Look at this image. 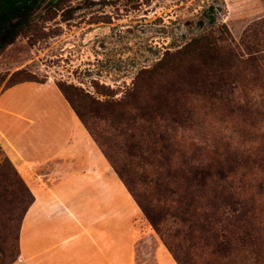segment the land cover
<instances>
[{"label": "rangeland", "instance_id": "374dc122", "mask_svg": "<svg viewBox=\"0 0 264 264\" xmlns=\"http://www.w3.org/2000/svg\"><path fill=\"white\" fill-rule=\"evenodd\" d=\"M207 11L215 20L212 28L205 23L203 15ZM263 18L264 0H60L55 5L42 4L31 15L28 27L0 50V92L9 84L12 73L21 71L37 82L52 81L79 88L98 101L117 100L130 89L137 72L150 67L165 50L172 51L208 29L217 35L223 26L234 43L239 44L244 30ZM260 31L263 42L264 25ZM154 95L153 89L146 87L140 94V105L151 104ZM192 105L198 118L194 129L171 122L164 112L156 113L161 117L157 116L150 125L155 145L164 153H172L169 165L212 164L216 157L208 147L217 141L218 147L228 146L237 151L261 143L264 124L258 117L241 112L227 116L228 111L216 109L211 119L203 114L208 110L203 107V101L193 99ZM231 107L229 104L226 109ZM98 119L92 114L87 116V123L107 151L118 161L130 163V182L141 176V172L147 178L155 176L161 190L172 192L164 193L163 198L159 196L166 209H180L187 203L196 207V215L187 221L166 215L160 224V234L182 263L250 264L245 257L262 251L264 189L254 188L256 180H251L242 169H237L231 177L248 204H253L255 217L251 223L244 221L229 226L230 222L224 220L229 210L217 205L212 197L213 189H197L195 194L191 190L175 192V188L184 187L182 179L178 178L176 183L180 186L175 187L155 154L148 159L150 164L130 157L116 122ZM0 172L9 176L7 181L1 179V195L8 198L10 194L15 197L25 194L22 185L11 175L1 151ZM176 200L180 203H175ZM5 201H0V264H9L16 258L18 209H23L22 204L8 205ZM133 223L140 237L148 232L140 215L135 216ZM151 235L157 242L158 235ZM236 236L239 239L235 250L227 259L214 251L216 241L233 240ZM147 264L157 262L153 259Z\"/></svg>", "mask_w": 264, "mask_h": 264}, {"label": "trees", "instance_id": "16d2710c", "mask_svg": "<svg viewBox=\"0 0 264 264\" xmlns=\"http://www.w3.org/2000/svg\"><path fill=\"white\" fill-rule=\"evenodd\" d=\"M58 1L60 0H0V50L28 27L31 15L42 4L55 5ZM203 16L206 25L212 28L215 20L210 11L205 12ZM201 23L199 21L198 25L201 26ZM263 25L264 18L250 24L242 33L239 44L234 43L223 26L217 35L208 29L172 51L165 50L150 67L137 72L130 89L117 100L98 101L79 88L64 83L55 84L136 203L144 221L158 235L176 264L184 263L177 258L172 246L160 234V224L166 215L187 221L196 215V207L190 205L192 203H187L180 209H166L159 196L163 198L164 193L172 192L161 190L162 187L155 176L147 178L144 172H141V176L139 174L130 182L132 179L130 163L118 161L114 154L99 143L87 123V116L93 114L99 121L114 120L125 140L124 147L128 155L137 159L139 163L150 164L148 159L155 154L164 166L167 176L172 178L175 187L180 186V183H176L178 178L182 179L181 185L184 187L175 188V192L191 190L195 194L197 189H213L212 197L217 205L229 210L224 217V220L230 222L229 226L244 221L253 222L255 217L253 204H248L241 189L232 184L231 177L237 169H242L251 180L257 181L254 188L258 191L264 189V125L259 145L247 147L245 151H237V148L230 150L228 146L218 147L217 141L208 147L212 148V153L216 157L212 164L189 163L183 167L169 165L172 153H164L155 145L150 125L157 116L161 117L160 113L159 115L156 113L164 112L171 122L180 124L188 130L196 128L198 118L192 105L193 99L204 102L203 107H207L208 110L203 114L210 116L211 119L218 109L228 111L227 116L241 112L250 117H258L259 122L264 124V41L259 38ZM22 74L24 73L21 71L12 73L9 84L3 90L23 82L43 83ZM146 87H151L155 95L151 104L140 105V94ZM229 104L232 105L230 110L226 109ZM158 140L159 136L156 141ZM4 160L11 175L16 177L24 188L25 194H20V197L10 194L8 198L7 195L0 194V201L6 200L5 203L8 205L22 204L23 209H18L20 222L32 202V197L9 161L5 157ZM157 163L161 166L158 161ZM0 176V184L1 179L9 180L7 173L0 172ZM138 186L146 188L142 190ZM153 194H157L158 197H154ZM175 203L180 202L176 200ZM10 210L12 212L15 209ZM19 222L14 238L16 256ZM211 237L215 236L212 234ZM238 239L236 236L233 240L216 241L214 251L227 259L234 252ZM245 259L250 264L264 262V248L259 254H248Z\"/></svg>", "mask_w": 264, "mask_h": 264}, {"label": "crops", "instance_id": "0c3cea01", "mask_svg": "<svg viewBox=\"0 0 264 264\" xmlns=\"http://www.w3.org/2000/svg\"><path fill=\"white\" fill-rule=\"evenodd\" d=\"M0 151L32 197L11 264H176L54 82L0 92Z\"/></svg>", "mask_w": 264, "mask_h": 264}]
</instances>
